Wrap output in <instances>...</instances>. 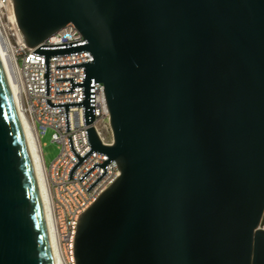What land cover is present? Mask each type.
I'll list each match as a JSON object with an SVG mask.
<instances>
[{
    "label": "water",
    "instance_id": "obj_1",
    "mask_svg": "<svg viewBox=\"0 0 264 264\" xmlns=\"http://www.w3.org/2000/svg\"><path fill=\"white\" fill-rule=\"evenodd\" d=\"M35 47L72 22L84 39L42 44L50 57L89 50L83 105L91 147L119 176L81 215L76 264H264V0H12ZM104 85L112 143L95 121ZM0 264H53L38 185L0 60Z\"/></svg>",
    "mask_w": 264,
    "mask_h": 264
},
{
    "label": "built area",
    "instance_id": "obj_2",
    "mask_svg": "<svg viewBox=\"0 0 264 264\" xmlns=\"http://www.w3.org/2000/svg\"><path fill=\"white\" fill-rule=\"evenodd\" d=\"M11 8L13 9L12 0H0V37L18 89L21 110L40 148L58 257L62 264H76L75 239L80 217L114 182L120 170L117 162L111 160L107 164V173L88 191L86 188L104 171L103 167L96 165L82 180L80 177L95 162L103 163L108 158L94 150L75 169L73 178H68L70 168L78 160L70 148L68 137L72 135L74 148L82 156L91 147L85 131L90 125H84L83 105L68 106L70 130L66 131L64 107H50L45 98L53 103L83 100V86H74V92L56 93V90L70 89V80L56 81V78L73 76L75 82L82 81L84 66L56 69V65L93 60V56L89 50L51 56L50 95L45 94V56L32 52L42 44L70 43L82 40L84 36L74 23L69 22L37 46L29 47L16 20L14 22L9 17L11 26L3 22L5 14ZM94 93L95 121L92 126L104 143H112L110 116L101 82H94ZM48 128L52 129V138L60 146V153L50 166L44 161L41 143V136Z\"/></svg>",
    "mask_w": 264,
    "mask_h": 264
},
{
    "label": "bare ground",
    "instance_id": "obj_3",
    "mask_svg": "<svg viewBox=\"0 0 264 264\" xmlns=\"http://www.w3.org/2000/svg\"><path fill=\"white\" fill-rule=\"evenodd\" d=\"M9 17L11 18V20L15 22V14L12 8L9 11ZM0 60L4 68L6 78L9 84L10 92L14 100L16 109H17V113H18L19 120L21 123L25 142H26V145L29 151L32 165H33V169H34V173H35V177H36V181L38 185V190H39V194L41 198V203L43 207L44 217H45L46 229H47L51 256H52V262L53 264H62L60 258L58 257V252L56 248L53 225H52L50 211H49L48 186H47V181H46V176H45L44 165L42 163L41 156H40V148H39V145L37 144L35 135L33 131L31 130L30 126L28 125L25 119V116L21 110L19 96H18V89H17L16 83L14 80L12 70L10 68L7 53L2 44L1 37H0Z\"/></svg>",
    "mask_w": 264,
    "mask_h": 264
},
{
    "label": "rangeland",
    "instance_id": "obj_4",
    "mask_svg": "<svg viewBox=\"0 0 264 264\" xmlns=\"http://www.w3.org/2000/svg\"><path fill=\"white\" fill-rule=\"evenodd\" d=\"M3 22H7V24L11 26L9 12L5 14ZM52 133V129L48 128L46 132L41 136L42 152L44 161L47 166H50V164L56 159V157L60 153L59 143L53 140Z\"/></svg>",
    "mask_w": 264,
    "mask_h": 264
}]
</instances>
